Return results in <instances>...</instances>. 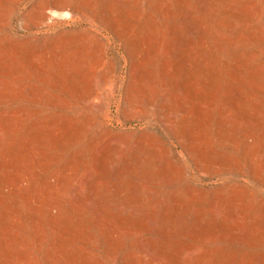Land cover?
Listing matches in <instances>:
<instances>
[{
  "label": "rangeland",
  "instance_id": "1",
  "mask_svg": "<svg viewBox=\"0 0 264 264\" xmlns=\"http://www.w3.org/2000/svg\"><path fill=\"white\" fill-rule=\"evenodd\" d=\"M0 264H264V0H0Z\"/></svg>",
  "mask_w": 264,
  "mask_h": 264
},
{
  "label": "bare ground",
  "instance_id": "2",
  "mask_svg": "<svg viewBox=\"0 0 264 264\" xmlns=\"http://www.w3.org/2000/svg\"><path fill=\"white\" fill-rule=\"evenodd\" d=\"M143 55H144V54H143ZM166 65H167V64H166ZM240 88H241V87H240ZM240 88H239V89H240ZM257 89H258V88H257ZM261 89H262V88H261ZM239 92H240V91H239ZM240 93H241V92H240ZM178 95H179V94H178ZM230 101H231V100H230ZM181 102H182V101H181ZM233 102H234V101H233ZM223 103H224V102H223ZM235 105H236V104H235ZM139 109H140V108H139ZM225 112H226V111H225ZM231 118H232V117H231ZM224 120H226V119H224ZM227 122H228V120H227ZM227 122H226V123H227ZM228 123H230V122H228ZM18 124H19V123H18ZM227 127H228V126H227ZM234 132H235V131H234ZM84 167H85V166H84ZM84 167H83V168H84ZM79 191H80V190H79ZM72 200H73V199H72ZM90 206H92V205H90ZM213 209H214V208H213ZM230 212H231V211H230ZM226 214H227V213H226ZM228 216H229V215H228ZM241 216H242V215H241ZM233 217H234V215L232 216V218H233ZM228 218H230V217H228ZM241 220H242V219H241ZM150 223H151V222H150ZM243 223H244V221H243L242 224H241L242 226H243ZM238 225H239V224H238ZM255 225H256V224H255ZM110 226H111V224H110ZM151 226H152V225H151ZM241 235H242V234H241ZM214 239H215V238H214ZM136 240H137V239H136ZM138 243H139V242H138ZM146 245H147V244H146ZM137 246H138V245H137ZM141 248H142V247H141ZM148 255H149V254H148ZM190 258H191V257H190ZM154 259H155V258H154ZM159 261H160V260H159Z\"/></svg>",
  "mask_w": 264,
  "mask_h": 264
}]
</instances>
